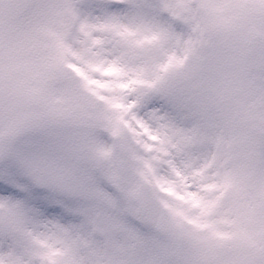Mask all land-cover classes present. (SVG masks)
Wrapping results in <instances>:
<instances>
[{"label":"snow or ice","instance_id":"snow-or-ice-1","mask_svg":"<svg viewBox=\"0 0 264 264\" xmlns=\"http://www.w3.org/2000/svg\"><path fill=\"white\" fill-rule=\"evenodd\" d=\"M0 264H264V0H0Z\"/></svg>","mask_w":264,"mask_h":264}]
</instances>
